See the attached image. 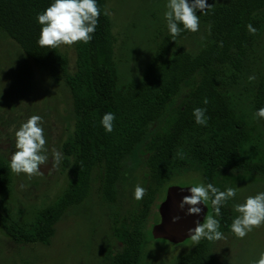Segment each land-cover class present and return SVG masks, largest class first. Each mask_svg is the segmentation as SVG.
I'll list each match as a JSON object with an SVG mask.
<instances>
[{
  "label": "trees",
  "instance_id": "16d2710c",
  "mask_svg": "<svg viewBox=\"0 0 264 264\" xmlns=\"http://www.w3.org/2000/svg\"><path fill=\"white\" fill-rule=\"evenodd\" d=\"M51 2L0 0V29L30 60L43 67L55 84L63 83L70 93L78 126L63 146V163L64 168L71 167V180L61 200L29 224H19L8 214H1L9 242L0 237V264H13V246L24 248V253L32 245L50 246L64 214L88 197L95 172L101 174L103 196L115 203L121 162L145 141L148 126L161 118L182 88L197 78L184 105L151 144L146 162V194L136 201L138 208L128 227L121 225L114 234L121 249L108 264H147V244L153 238V226L160 222L159 206L173 187L168 186L173 180L199 173L203 183L215 186L214 179L222 169L264 176V156L257 161L250 158L252 153H259L247 147L249 126L235 116L228 90L245 85L252 112L264 107V75L258 71L256 80L248 82V68L264 30V0H207L212 10L200 15V23L208 26L210 38L203 47L195 54L178 49L179 41L189 34L187 31L175 41L165 35L157 44L143 79L127 87H120L114 62L115 37L106 11L107 0H98L101 15L91 42L75 45L73 73L68 56L59 47L41 48L37 44L40 26L36 16ZM247 24L256 28L254 35L247 31ZM226 80L231 83L227 85ZM196 107L207 109V126L195 124L192 110ZM106 112L116 116L111 133H105L100 126ZM260 121L264 126V120ZM12 183L10 166L0 159V206ZM154 206L157 210L152 215ZM207 206L208 216L213 215L211 205ZM218 219L220 231L229 230L232 210L223 206ZM212 244L202 239L170 264H218L211 253Z\"/></svg>",
  "mask_w": 264,
  "mask_h": 264
},
{
  "label": "rangeland",
  "instance_id": "374dc122",
  "mask_svg": "<svg viewBox=\"0 0 264 264\" xmlns=\"http://www.w3.org/2000/svg\"><path fill=\"white\" fill-rule=\"evenodd\" d=\"M166 0H107L106 11L115 37L114 62L119 72L120 87H127L143 79L159 41L168 34L163 19ZM210 38L209 28L200 23L199 31L181 39L178 49L197 53ZM76 45V44H75ZM60 46L69 58V70L76 69V49ZM248 75L260 71L264 75V30L255 49V58L248 68ZM258 76L256 75L255 79ZM197 81L189 82L164 114L147 128V137L131 154L121 162V175L116 185V202H109L102 194L101 174L93 175L92 186L86 200L70 208L57 225L56 235L50 246L32 245L24 248L13 246V264H108L109 259L121 249L115 239L116 228L128 227L136 207L133 190L136 185L146 188L149 180L147 166L148 152L157 135L161 134L175 117ZM251 82V81H248ZM227 85L231 83L226 80ZM239 86L229 90L236 117H241L249 126L247 147L258 152L251 154L252 160L264 156V126L253 119L250 96ZM32 115L43 118L49 160L40 166V175L28 177L13 174L9 193L1 200L0 237L8 241L3 230L2 213L8 214L19 224H29L39 218L40 213L57 204L71 180V167L64 168V144L74 136L78 119L74 113L69 91L62 84H55L48 72L30 60L15 41L0 29V159L9 164L15 151L14 132ZM62 152L58 167H53L51 152ZM199 173H189L173 180L169 187H191L201 183ZM215 186L223 191L227 187L237 190V198L225 203L233 213L236 203H243L248 196L264 191V176L256 173H241L227 169L219 170ZM168 188V187H167ZM210 205V203H207ZM157 208H152V215ZM232 219V220H233ZM153 220L147 223L150 228ZM225 239L213 242L211 253L218 264H251L264 251V225L254 228L245 238L237 239L231 229L221 231ZM197 244L191 238L180 244L164 240L149 239L145 261L147 264H170Z\"/></svg>",
  "mask_w": 264,
  "mask_h": 264
},
{
  "label": "clouds",
  "instance_id": "9594fccd",
  "mask_svg": "<svg viewBox=\"0 0 264 264\" xmlns=\"http://www.w3.org/2000/svg\"><path fill=\"white\" fill-rule=\"evenodd\" d=\"M163 19L166 23L168 34L175 41L183 32L196 33L200 27V15H207L212 10V5L207 0H166ZM101 9L98 0H52L43 12L37 13L36 23L40 26L37 44L41 48L55 49L60 46H73L76 43L88 44L96 32ZM249 34H255L256 28L247 24ZM250 76L249 80H254ZM203 103L206 105L207 100ZM207 109L196 107L192 116L196 125L207 126ZM253 119L264 120V107L255 110ZM116 116L113 112H106L100 119V126L105 133H111ZM15 151L9 161L13 173L25 174L28 177L40 175V166L49 160L48 149L45 147L47 140L43 127V118L32 115L24 121L14 132ZM52 165L58 167L62 152L52 149ZM147 189L136 185L133 190V199L142 200ZM178 207L185 211L187 216L195 217L194 227L188 230L193 244H198L202 239L210 242L221 241L225 235L220 231L221 208L229 200L237 198V190L227 187L221 191L213 183H197L187 190ZM210 203L213 215L199 219L203 212V205ZM234 211L238 215L230 225L231 234L237 239L245 238L254 228L264 225V191L248 196L243 203H236ZM179 216L173 217L176 223ZM251 264H264V251Z\"/></svg>",
  "mask_w": 264,
  "mask_h": 264
},
{
  "label": "water",
  "instance_id": "95a60500",
  "mask_svg": "<svg viewBox=\"0 0 264 264\" xmlns=\"http://www.w3.org/2000/svg\"><path fill=\"white\" fill-rule=\"evenodd\" d=\"M189 187L173 186L168 189L165 199L159 206L160 222L152 228V236L155 240H164L172 244H180L190 239L188 230L194 227L195 217L187 216L185 211H182L178 205L183 196L187 195ZM203 212L200 216L207 218L209 208L206 204L203 205ZM179 216L180 219L173 223V217Z\"/></svg>",
  "mask_w": 264,
  "mask_h": 264
}]
</instances>
